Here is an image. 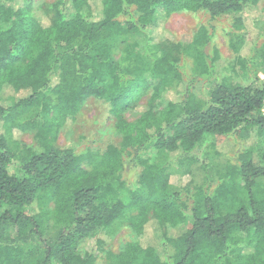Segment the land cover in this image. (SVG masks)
Wrapping results in <instances>:
<instances>
[{
    "label": "trees",
    "instance_id": "trees-1",
    "mask_svg": "<svg viewBox=\"0 0 264 264\" xmlns=\"http://www.w3.org/2000/svg\"><path fill=\"white\" fill-rule=\"evenodd\" d=\"M260 2L0 0V264H264V43L245 37ZM182 11L231 16L234 59L206 26L174 42L162 25ZM89 98L121 141L85 169L56 135ZM120 225L133 241L104 249Z\"/></svg>",
    "mask_w": 264,
    "mask_h": 264
},
{
    "label": "rangeland",
    "instance_id": "rangeland-1",
    "mask_svg": "<svg viewBox=\"0 0 264 264\" xmlns=\"http://www.w3.org/2000/svg\"><path fill=\"white\" fill-rule=\"evenodd\" d=\"M54 1L56 0H31V3L36 9L38 7L47 6ZM260 8L261 13H259L255 19L259 20L258 26L250 24V27L245 29L247 33L245 35L246 39L251 42H256L259 46L264 43V0H261ZM255 15L256 13L246 17L249 20L250 17L253 18ZM232 20L233 18L231 16L226 15L214 21H210L205 19L200 13H187L182 11L174 12L169 15L162 26L171 34L174 42L177 43L190 42L197 28L199 26H206L212 35V48L217 52L221 62H229L234 59V53L229 47V39L227 37V32L232 25ZM248 83L249 81L246 80V84ZM209 90L210 87L204 88L201 83L196 84L194 87V93L198 97L207 95ZM146 98L147 96H141L137 100L138 104H143ZM262 113H264V107ZM124 114L125 118L129 121L135 120L138 117L137 113L133 110H126ZM20 139L23 144H30L31 142L30 135L22 136ZM120 141L121 135L114 128V119L109 115L107 105L93 98L87 99L78 114L76 123L62 127L56 135L57 146L71 150L80 156H88V158L81 160V165L85 169H90L97 157L100 156L108 146H118ZM209 141L211 143H216L217 152H222L231 159L234 158V154L239 148L238 142L234 137L209 138ZM200 148L201 149L197 152L201 155L204 146ZM135 178V173H128L123 176V181L131 187ZM96 238L103 242L104 249L118 252L125 244L133 241L134 235L127 226L120 225L116 228L114 233L108 235L104 232H99ZM26 249L32 251L29 247H26ZM95 264H107L105 252L99 253Z\"/></svg>",
    "mask_w": 264,
    "mask_h": 264
}]
</instances>
